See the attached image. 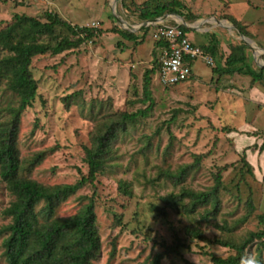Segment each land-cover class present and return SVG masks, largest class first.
I'll list each match as a JSON object with an SVG mask.
<instances>
[{"label": "rangeland", "instance_id": "rangeland-1", "mask_svg": "<svg viewBox=\"0 0 264 264\" xmlns=\"http://www.w3.org/2000/svg\"><path fill=\"white\" fill-rule=\"evenodd\" d=\"M172 1L0 0V30L16 14L45 20V13L51 12L73 26L103 32L78 49L33 59L31 71L39 84L38 97L21 117L18 150L23 160L29 161L42 153L45 158L25 176L48 186L74 184L81 175L87 177L84 147L90 146L96 124L90 119V109L95 106L97 111L108 114L148 107L129 104V100L143 98V75L161 56L154 40L156 23L143 28L140 9L145 2H150L152 8ZM177 1L185 6L179 12L197 16L191 22L184 19L188 25L200 28L207 21L204 26L215 27L216 31L209 34L187 31L196 46L204 48L215 41L228 56L232 52L231 43L233 46L244 43L251 64L264 65V0ZM166 15L170 16L165 19L169 25L182 23L178 15ZM114 28L132 30L136 37L127 40L113 32ZM240 30L247 34H241ZM219 60L214 66L200 59L195 61L193 79L171 88H165L153 75L151 91L155 107L150 116L114 143L118 159L97 178L95 186L87 184L57 210L58 217L72 216L96 193L101 251L91 264H146L176 242L180 244L178 253L166 255L161 264H213L206 252L226 258L232 251L193 239L186 229L200 228L212 241L229 240L231 234L227 232L229 237L221 227L224 222L234 227L233 222L245 214L243 205L249 192L257 211L234 230L231 239L240 241L262 228L259 216H264V152H260L264 144V83H253L249 76L240 74L221 76L214 70L215 66H222ZM0 96L2 103L12 98L2 93ZM159 128L161 131L157 133ZM150 140L152 147L147 150ZM166 149H170L167 155ZM206 153L210 154L186 186L206 190L213 185L217 170L229 167L223 180L232 193L225 195L223 210L216 220L204 219L201 211L190 216L178 214L177 209L166 206L165 198L178 192L180 186L155 181L158 167L164 162L177 169L192 163L194 156ZM242 159L252 166L254 176L246 172ZM120 181L130 184L132 197L119 193ZM239 193L244 200L240 204L236 200ZM12 201L0 181V229L10 223L3 211ZM154 204L165 210L166 216L152 211ZM237 205L239 210L231 214ZM4 239L0 235V264H7ZM256 249V244L249 247V261L257 256ZM262 253L264 259V247Z\"/></svg>", "mask_w": 264, "mask_h": 264}, {"label": "trees", "instance_id": "trees-1", "mask_svg": "<svg viewBox=\"0 0 264 264\" xmlns=\"http://www.w3.org/2000/svg\"><path fill=\"white\" fill-rule=\"evenodd\" d=\"M184 7L177 0L160 6L154 5L152 8L150 2H145L140 9L139 17L142 22H147L172 13L186 16L188 22L197 19L194 14L186 15L178 11ZM44 19L16 14L11 23L0 30V93L12 97L9 101L3 103L0 101V181L5 184L7 192L13 197V201L3 211V215L10 219V223L0 229V235L5 236L3 247L7 264H91L101 251V238L95 212L96 193L72 216L58 217L57 210L87 184L95 186L97 178L104 175L111 163L118 159L114 143L129 135L128 132L133 127L150 116L155 107L151 91L152 76L160 68V59L156 58L153 67L143 75V98L129 100L131 105L148 104L147 108H140L135 112L108 114H102L101 110L97 111L95 106L90 109V119L96 124L90 136V146L84 147L83 160L89 170L88 176L81 175V179L74 184L53 186L41 184L25 174L31 173L39 166L45 154H37L28 161L20 158L18 150L21 117L27 109L33 107L38 97L39 84L31 71L33 59L37 56L47 54L56 56L78 49L103 33L101 29L73 26L51 12H46ZM180 27L184 33L189 31L185 26ZM112 31L123 35L127 40L136 37L134 33L119 28H114ZM240 32L243 35L247 34L242 30ZM155 42L156 48L161 52L168 47V43L164 41ZM218 48L219 43L213 41L202 49L214 59L215 64L219 60L217 58L222 57L224 62L221 58L219 61L223 65L214 67L221 76L240 74L249 76L253 83L263 80L264 68L258 71L251 68L246 53L247 46L244 43L232 46V52L226 58L220 55ZM193 76L192 73L188 81L193 79ZM1 97L3 98L0 96V99ZM174 119L166 124H171ZM168 130L170 131L169 128ZM160 131V128L157 129V133ZM147 144V150L151 149V140ZM169 150L166 149L165 155ZM260 152H264V144ZM209 154L196 155L192 163L181 165L177 169H172L166 162L165 165L158 167L155 181L164 180L176 188L180 186L178 192L171 193L165 198L166 206L177 209L178 214L190 216L201 211L204 219L216 220L223 210L225 195L232 193L223 180L224 173L229 169L228 166L217 170L213 175V185L206 190L189 189L186 186L187 181L196 176V171L201 168L203 160ZM241 162L243 167L247 168L246 172L254 176L252 166L245 159ZM118 190L125 196H133L128 182L120 181ZM252 199L253 196L249 192L243 205L245 214L233 222L234 227L231 228L226 222L221 227L226 234L230 233L232 238L234 230L255 215L257 208ZM236 200L238 204L244 201L241 193L236 195ZM239 208L240 205H237L231 214H235ZM151 210L166 216V211L158 205L154 204ZM259 222L262 225L259 232H250L240 241L231 239L230 235L229 240L212 241L203 235L200 228L192 226L186 229V234L193 239L232 251V254L226 258L206 252L205 255L211 258L213 264H249L247 253L253 244L258 246L257 256L253 261H256V264H264L262 253L264 216H259ZM179 248L178 242L173 243L164 252L155 254L146 264H161L166 255L177 254Z\"/></svg>", "mask_w": 264, "mask_h": 264}, {"label": "built area", "instance_id": "built-area-1", "mask_svg": "<svg viewBox=\"0 0 264 264\" xmlns=\"http://www.w3.org/2000/svg\"><path fill=\"white\" fill-rule=\"evenodd\" d=\"M180 26L169 25L165 20L156 23L154 40L168 43V47L162 49L156 73L158 82L165 87L188 81L193 63L199 59L211 66L215 63L209 54L190 41Z\"/></svg>", "mask_w": 264, "mask_h": 264}, {"label": "crops", "instance_id": "crops-1", "mask_svg": "<svg viewBox=\"0 0 264 264\" xmlns=\"http://www.w3.org/2000/svg\"><path fill=\"white\" fill-rule=\"evenodd\" d=\"M177 15H179V16H181L183 19H185L186 20V18H184L182 15H180V14H177ZM165 16V15H164ZM215 18V17H214ZM215 20H216V18H215ZM167 23H168V20H165ZM187 21V20H186ZM208 22L207 21H204L203 23H202V25H200V28L199 27H194L195 28V30H191V31H194V32H197V33H201V34H209V33H214L216 30H215V27H214V25H211V26H204V24L206 25ZM215 23V22H214ZM177 24H180V23H176V24H174V25H177ZM181 25V24H180ZM202 27V28H201ZM130 32L131 33H133V31L132 30H130ZM192 42V41H191ZM193 43V42H192ZM194 44V43H193ZM234 45V43H231L230 45H229V47L230 46H233ZM218 50H219V53H220V55L221 56H224V58H226L227 56H225V54H227L225 51H224V49L222 48V46L221 45H219V48H218ZM246 53H247V50H246ZM247 56H248V54H247ZM249 58V57H248ZM250 59V58H249ZM222 62H224V60L222 59ZM250 62V61H249ZM222 65H223V63H222ZM250 65H251V68L253 69V70H256V71H258V69H260V68H264V65H262V67H255V66H253L252 64H251V62H250ZM194 75V74H193ZM236 75V74H235ZM194 77V76H193ZM263 77H264V72H263ZM251 79V78H250ZM262 82L264 83V78H263V80H262ZM255 86V85H254ZM257 90H253V92L256 94L257 92H256ZM253 93V94H254Z\"/></svg>", "mask_w": 264, "mask_h": 264}, {"label": "water", "instance_id": "water-1", "mask_svg": "<svg viewBox=\"0 0 264 264\" xmlns=\"http://www.w3.org/2000/svg\"><path fill=\"white\" fill-rule=\"evenodd\" d=\"M168 17H170V16H169V15H165V16H162V17L157 18V19H155V20L147 21V22H145V24L142 25V27H143V28H146V27H148L149 25H151V24H155V23H158V22H160V21H162V20L167 19ZM177 17H179V18L182 20V23H181L182 26H185V27L188 28L189 30H195V28L192 27V26H190V25H188V24L184 21V19H183L181 16L178 15ZM127 25H128V24H127ZM122 26H123V25H122ZM128 26H129L131 29H133L132 26H130V25H128ZM243 38H245V37H243ZM246 45H247V44H246ZM260 67H262V65H261Z\"/></svg>", "mask_w": 264, "mask_h": 264}, {"label": "clouds", "instance_id": "clouds-1", "mask_svg": "<svg viewBox=\"0 0 264 264\" xmlns=\"http://www.w3.org/2000/svg\"><path fill=\"white\" fill-rule=\"evenodd\" d=\"M249 264H256V261L250 260Z\"/></svg>", "mask_w": 264, "mask_h": 264}]
</instances>
